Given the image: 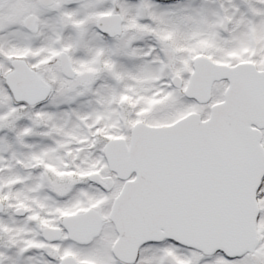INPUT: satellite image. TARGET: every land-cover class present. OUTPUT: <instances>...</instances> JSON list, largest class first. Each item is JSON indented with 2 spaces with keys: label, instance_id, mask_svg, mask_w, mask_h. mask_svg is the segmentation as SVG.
<instances>
[{
  "label": "snow or ice",
  "instance_id": "6c2138e0",
  "mask_svg": "<svg viewBox=\"0 0 264 264\" xmlns=\"http://www.w3.org/2000/svg\"><path fill=\"white\" fill-rule=\"evenodd\" d=\"M0 264H264V0H0Z\"/></svg>",
  "mask_w": 264,
  "mask_h": 264
}]
</instances>
